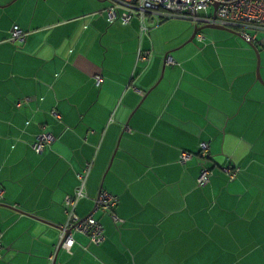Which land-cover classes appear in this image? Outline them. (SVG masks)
I'll use <instances>...</instances> for the list:
<instances>
[{"label": "crops", "instance_id": "0c3cea01", "mask_svg": "<svg viewBox=\"0 0 264 264\" xmlns=\"http://www.w3.org/2000/svg\"><path fill=\"white\" fill-rule=\"evenodd\" d=\"M108 6L0 0V264H53L87 167L72 214L103 190L121 222L95 213L104 241L75 234L55 264H264V30L191 43L177 19L110 24ZM14 26L24 41L10 40ZM43 133L54 141L38 154Z\"/></svg>", "mask_w": 264, "mask_h": 264}, {"label": "built area", "instance_id": "2783aa9c", "mask_svg": "<svg viewBox=\"0 0 264 264\" xmlns=\"http://www.w3.org/2000/svg\"><path fill=\"white\" fill-rule=\"evenodd\" d=\"M109 6L106 10L107 20L110 24L120 22L123 25L128 24L133 18H138L144 23L147 17H153L156 23H160L164 18H183L194 23L195 27L215 24L238 32L247 42L255 40L251 31L264 30V0H107ZM25 33L17 26L11 31L10 40L22 42ZM195 38L199 41L203 36L198 32ZM151 58L149 50L139 49L137 52V61L148 62ZM167 63L173 64L170 57H167ZM101 83V77H95V84ZM54 138L49 133H43L36 137L32 143L33 150L40 154L47 145L51 144ZM207 152V145L201 144L199 155L204 157ZM192 155L183 152L180 155V162L186 163ZM89 168L82 173L77 174L80 185L76 188L73 195L65 197L64 208L69 214L67 222L60 227L59 244L62 250L67 254L72 253V248L76 243L75 234H82L88 238L89 243L100 245L104 241L102 225L95 218L97 212H110L114 223L121 220L113 212L118 201L117 198L106 191L101 190L98 194L96 203L91 213L86 217L79 218L72 214L76 204L85 197L84 182ZM239 169L232 168L228 170L229 178L234 179ZM211 172L203 168L197 179V185L202 187L208 183ZM3 199V191L0 188V201ZM2 249L0 234V250Z\"/></svg>", "mask_w": 264, "mask_h": 264}, {"label": "water", "instance_id": "95a60500", "mask_svg": "<svg viewBox=\"0 0 264 264\" xmlns=\"http://www.w3.org/2000/svg\"><path fill=\"white\" fill-rule=\"evenodd\" d=\"M203 29H221V30H225V31H228L230 33H233V34H236L238 36H241L238 32L232 30V29H228V28H225V27H222V26H219V25H215V24H208V25H203V26H199V27H195L191 36L189 37V39L187 40V42H191L195 39V36L198 32L202 31ZM256 73H257V78L258 80L263 84L264 86V83L263 81L261 80L260 76H259V69L257 67V70H256ZM60 246H58L57 248V251H56V255H55V259L53 261V264H55V261H56V257H57V253L59 252L60 250Z\"/></svg>", "mask_w": 264, "mask_h": 264}, {"label": "rangeland", "instance_id": "374dc122", "mask_svg": "<svg viewBox=\"0 0 264 264\" xmlns=\"http://www.w3.org/2000/svg\"><path fill=\"white\" fill-rule=\"evenodd\" d=\"M170 19H177V20H169V21L178 22L182 26V28L185 26H189V28H191V30H193L195 27L193 22L186 20V19H183V18L174 17V18H170ZM202 31L205 33V32H210V31H215V30L203 29ZM193 42H195V39L193 41H191V43H193Z\"/></svg>", "mask_w": 264, "mask_h": 264}, {"label": "trees", "instance_id": "16d2710c", "mask_svg": "<svg viewBox=\"0 0 264 264\" xmlns=\"http://www.w3.org/2000/svg\"><path fill=\"white\" fill-rule=\"evenodd\" d=\"M168 19H170V18H164L163 20L160 21V23L163 22V21H165V20H168Z\"/></svg>", "mask_w": 264, "mask_h": 264}]
</instances>
